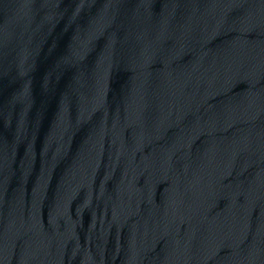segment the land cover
I'll use <instances>...</instances> for the list:
<instances>
[{"label": "water", "instance_id": "1", "mask_svg": "<svg viewBox=\"0 0 264 264\" xmlns=\"http://www.w3.org/2000/svg\"><path fill=\"white\" fill-rule=\"evenodd\" d=\"M0 264H264V0H0Z\"/></svg>", "mask_w": 264, "mask_h": 264}]
</instances>
